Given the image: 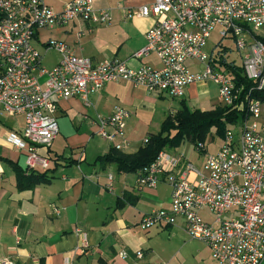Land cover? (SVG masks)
<instances>
[{"label": "built area", "instance_id": "2783aa9c", "mask_svg": "<svg viewBox=\"0 0 264 264\" xmlns=\"http://www.w3.org/2000/svg\"><path fill=\"white\" fill-rule=\"evenodd\" d=\"M126 16L155 19L146 34L145 47L133 57L155 55L159 68L145 64L133 70L119 60L94 62L77 56L64 43L49 41L46 49L56 51L61 59L47 69L34 47L39 31L77 21L109 25L111 12L96 9L93 0H68L60 12L44 0H0V107L9 116L24 119L22 134L11 135V140L25 152L29 171L52 168L53 160L40 154V149L51 147L59 135L56 113L60 100L79 98L89 105L91 94L109 83L122 82L181 100L188 86L210 82L217 86L220 102L231 106L239 90L231 71L218 67L219 57L240 68L259 88L264 86V0H154L126 11ZM216 29L217 44L209 54L205 48ZM231 52L237 54L240 64L230 60ZM247 99L249 117L228 129L222 146L208 153L201 167L164 150L138 173L140 189H155L161 176L171 188L170 207L147 214L141 230L176 226L182 221L187 236L206 245L216 263H262L264 104ZM128 117L129 112L122 107L107 117L99 116L98 134L111 142L123 137ZM198 149L204 151L205 146ZM204 209L214 216L213 222L200 216ZM119 257L129 258L124 251ZM145 257L143 251H137L131 264H164L147 263ZM3 264L11 262L4 260Z\"/></svg>", "mask_w": 264, "mask_h": 264}, {"label": "crops", "instance_id": "0c3cea01", "mask_svg": "<svg viewBox=\"0 0 264 264\" xmlns=\"http://www.w3.org/2000/svg\"><path fill=\"white\" fill-rule=\"evenodd\" d=\"M44 1L60 12L68 0ZM93 1L96 9L111 12L112 23L77 21L39 31L34 47L42 55V67L52 69L61 59L59 53L46 49L49 41L64 43L77 56L94 62L119 60L133 70L145 64L161 66L155 55L133 57L145 47L155 19L126 16V11L154 0ZM88 99L89 105L79 98L58 101L59 135L51 147L40 149V154L53 160L47 172L50 182L25 189L18 186L17 169L27 170L26 155L11 140V135L22 134L24 119L7 115L0 107V264L4 260L11 264H131L137 251L146 254L147 263L218 264L206 245L187 236L182 221L176 226L141 230L147 214L171 205L165 176L155 189H140L138 173H119L115 165L96 163L111 147L125 154L136 153L183 103L191 111L215 110L221 106L217 86L196 83L188 86L183 99L175 100L130 82L109 83ZM116 107L127 110L129 117L124 136L111 142L98 134L96 121L99 116L111 115ZM184 143L167 152L197 167L204 164L208 153L219 150L211 151L206 145L203 155H192L184 150ZM200 216L214 221L205 209ZM162 235L169 241L158 244ZM122 251L128 259L119 257Z\"/></svg>", "mask_w": 264, "mask_h": 264}, {"label": "trees", "instance_id": "16d2710c", "mask_svg": "<svg viewBox=\"0 0 264 264\" xmlns=\"http://www.w3.org/2000/svg\"><path fill=\"white\" fill-rule=\"evenodd\" d=\"M218 67L230 70L235 77L239 96L233 105L219 106L212 111H191L183 103L182 109L169 115L160 131L149 135L136 153L125 154L116 147H111L106 155L96 160V163L104 167L115 165L119 173L134 174L144 171L153 164L162 151L176 150L184 142H189L197 153L203 155L206 150L205 144L213 131L219 139H224L230 126L243 123L249 117L248 97L264 104V86L259 88V85L247 80L240 68L228 65L223 57H219ZM199 145L205 146L204 151L198 149ZM47 172L17 169L19 188H32L37 184L50 182Z\"/></svg>", "mask_w": 264, "mask_h": 264}, {"label": "rangeland", "instance_id": "374dc122", "mask_svg": "<svg viewBox=\"0 0 264 264\" xmlns=\"http://www.w3.org/2000/svg\"><path fill=\"white\" fill-rule=\"evenodd\" d=\"M218 33H219V29H216L215 32L212 34L211 38L208 40V44L205 48V51L207 53H211L213 51V49H215L216 47V44H217V36H218ZM228 45H230L231 47H233V45H231V43H228ZM230 60H234L237 64H240L241 62L238 60L237 58V54L235 52H231L230 54ZM190 64V63H189ZM216 89V88H215ZM221 106H224L222 103H221ZM261 121L264 122V105L262 106V118H261ZM239 125L241 123H238ZM237 125V124H235ZM235 125H232L229 127L230 128H234ZM223 140L224 139H219L216 135H215V131L212 132V136L208 139L207 143L205 145H207L209 147V149L211 151H214V150H217L218 148H220V146H222V143H223ZM184 150L192 155H196L197 152L195 151L193 145H191L189 142H185L184 143ZM231 212H234V211H231ZM228 215H225L223 218H227ZM183 237H186L188 238L186 235L183 236ZM189 239V238H188ZM192 240V239H191ZM168 240V236L167 235H162L159 239H158V244H161V243H166Z\"/></svg>", "mask_w": 264, "mask_h": 264}]
</instances>
